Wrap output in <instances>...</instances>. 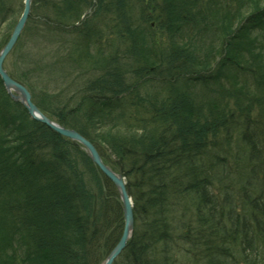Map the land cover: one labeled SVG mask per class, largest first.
<instances>
[{
  "label": "trees",
  "instance_id": "obj_1",
  "mask_svg": "<svg viewBox=\"0 0 264 264\" xmlns=\"http://www.w3.org/2000/svg\"><path fill=\"white\" fill-rule=\"evenodd\" d=\"M140 4L32 0L21 34L52 50L18 39L8 71L125 177L112 264H264V0ZM122 227L114 184L0 79V264H101Z\"/></svg>",
  "mask_w": 264,
  "mask_h": 264
},
{
  "label": "water",
  "instance_id": "obj_2",
  "mask_svg": "<svg viewBox=\"0 0 264 264\" xmlns=\"http://www.w3.org/2000/svg\"><path fill=\"white\" fill-rule=\"evenodd\" d=\"M30 1L31 0L23 1V10L13 27V30L11 32V37L9 41L0 50V78L4 82L6 88L8 89L10 88L13 90L14 89L20 90L22 92V95L26 99H29V93L27 89L21 83L9 79L10 77L6 74L5 70L2 67V62L4 56L13 47L14 42L16 41L18 35L20 34L25 24V21L30 11ZM14 96L15 95L12 94L13 98H15ZM26 108L29 115H31L32 118H37V119L39 118L40 112L39 110H37L38 108H35L32 104L28 102L26 103ZM43 122H45V124H47L48 126L56 129L59 134L81 143L86 148L91 160L95 163V165L99 168V170L112 181V183L116 186L118 190L123 206L124 224L117 243L110 250L103 263V264H111L113 260L120 254L121 250H123V248L125 247L126 241L129 238L133 228L132 200L130 199V196L126 191L123 177L120 174L115 173L106 164H104L94 145L84 136L78 133L76 130L62 127L56 122H52L50 120H43Z\"/></svg>",
  "mask_w": 264,
  "mask_h": 264
},
{
  "label": "rangeland",
  "instance_id": "obj_3",
  "mask_svg": "<svg viewBox=\"0 0 264 264\" xmlns=\"http://www.w3.org/2000/svg\"><path fill=\"white\" fill-rule=\"evenodd\" d=\"M24 0H22V2H23ZM130 1V4L132 5V7H133V9H132V16L133 17H136V16H139L138 15V9L139 8H141V4H140V0H129ZM17 2H21V0H9L8 2L7 1H5V5H6V12H4V14H0V19H1V17H2V19L0 20V40H1V34H3V32H4V30L6 29V25L7 24H9V22H11L16 16H17V11H20V14H18V16L19 15H21V13H22V10H23V7L21 8L20 7V9H19V5H18V3ZM138 6H139V8H138ZM30 12V11H29ZM92 12V8L91 9H88L85 13L87 14V15H89L90 16V13ZM17 16V17H18ZM88 16V17H89ZM153 23L154 22H151V25L153 26ZM37 26H36V24L34 25V29L36 28ZM155 32H156V34H155V36H156V40L157 41H159V39H160V32L158 31V30H155ZM35 33V32H34ZM36 34H38V33H36ZM63 35H65V34H63ZM27 35L26 34H20L18 37H17V40H16V43H17V41H18V39H24V40H26L27 42H25L26 43V46H27V48H29V50L31 51V52H33L34 50H38V47H40L43 51H45V52H47L48 50H52V45L50 44V45H48V41H46V40H42V41H39L38 43H37V45H32V42H31V39L30 40H28L27 38ZM39 37H41L40 35H39ZM46 45L47 46V50L46 49H44V48H42L43 46L42 45ZM52 46V47H51ZM113 48H116V49H118L119 50V52H121L122 51V48H123V46L120 44V43H118V42H116V44H114V47ZM33 50V51H32ZM11 51H12V48H11V50L6 54L7 56H6V58L4 59V65H6L8 68H9V66H10V64L12 63V57H11ZM61 52H64V53H67V52H65V50L63 49ZM63 53V54H64ZM49 56V55H48ZM14 64V63H13ZM15 66H17V63L15 64ZM14 66V67H15ZM51 85V84H50ZM59 86L60 85H64V84H58ZM155 85H157V84H155ZM160 85V84H159ZM159 85H157L156 86V88L158 89V91H159ZM65 86L64 87H62V88H60L61 89V91H62V93L63 94H65V92H66V94L67 93H69V88H68V91L67 90H65ZM49 90L50 91H52V88H51V86H49ZM126 180V179H125ZM186 201H188L187 199H186ZM133 203V202H132ZM132 215H133V228H134V212H133V209H132ZM103 224V223H102ZM101 224V225H102ZM133 228H132V230H133ZM230 245L232 246V250H234V251H237V249H238V247H237V245H235V244H233V243H230ZM181 247L182 246H184V245H180ZM183 249H184V251H187V248L188 247H182ZM186 248V249H185ZM182 249V250H183ZM191 251H193L192 252V254H195L194 252V250H191ZM246 252V251H245ZM179 255V254H178ZM178 255L176 254L175 255V257H176V259L177 258H180V257H178ZM196 257H197V259H196ZM196 259V260H195ZM193 261V260H192ZM194 261H198V262H200V261H202V257H198V256H194ZM194 263V262H193ZM196 264H198V263H196Z\"/></svg>",
  "mask_w": 264,
  "mask_h": 264
},
{
  "label": "bare ground",
  "instance_id": "obj_4",
  "mask_svg": "<svg viewBox=\"0 0 264 264\" xmlns=\"http://www.w3.org/2000/svg\"><path fill=\"white\" fill-rule=\"evenodd\" d=\"M32 1V0H31ZM31 1H30V4H31ZM22 4H23V2H22ZM18 19V18H17ZM13 30V29H12ZM12 30H11V32H12ZM11 32H10V34H9V36H8V38L6 39V41H5V43L2 45V47L9 41V39H10V37H11ZM22 33V30H21V32H20V34ZM19 34V35H20ZM18 35V36H19ZM17 40V39H16ZM16 43V41L14 42V44ZM14 44H13V46H14ZM1 47V48H2ZM6 56L7 55H5L4 56V59L6 58ZM4 59H3V62H2V67H3V69L5 70V72H6V74L10 77L9 79H11V80H13V81H17V80H15V78L13 77V76H11V74L9 73V71H8V67H5V65H4ZM1 79V78H0ZM2 80V79H1ZM18 82V81H17ZM2 85H3V88L5 89V91H6V93L9 95H12V94H14L15 96V98H14V101H16V102H18L23 108H25V110L27 111V108H26V103L28 102V103H30V104H32L35 108H38L37 110H39V112H40V115H39V118L37 119V118H32V116L31 115H29V113H28V111H27V113H28V115H29V117L30 118H32L33 120H35V121H37L38 123H41V124H43V125H45V126H47L50 130H52L53 132H55V133H57V134H59L58 132H57V130L56 129H54V128H52V127H50V126H48L47 124H45V122H43V120H50V121H52V122H56V123H59L57 120H56V118L54 117H51V116H49V115H47V114H45L44 112H42L41 111V109L33 102V100H32V96H31V93H30V91L27 89V91H28V93H29V99H26L23 95H22V92L20 91V90H16V89H8V88H6V86L4 85V82L2 81ZM26 102V103H25ZM222 142V141H221ZM222 144H223V142H222ZM90 160H91V158H90ZM92 161V160H91ZM93 162V161H92ZM93 164L95 165V163L93 162ZM96 166V165H95ZM123 180H124V176H123ZM124 184L126 185V180H124ZM130 199L132 200V197L130 196ZM133 201V200H132Z\"/></svg>",
  "mask_w": 264,
  "mask_h": 264
}]
</instances>
